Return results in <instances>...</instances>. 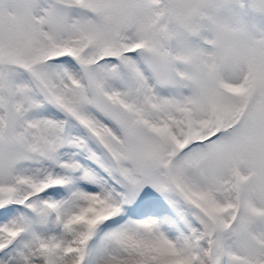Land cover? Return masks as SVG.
<instances>
[{"label":"snow or ice","instance_id":"snow-or-ice-1","mask_svg":"<svg viewBox=\"0 0 264 264\" xmlns=\"http://www.w3.org/2000/svg\"><path fill=\"white\" fill-rule=\"evenodd\" d=\"M0 264H264V0H0Z\"/></svg>","mask_w":264,"mask_h":264}]
</instances>
